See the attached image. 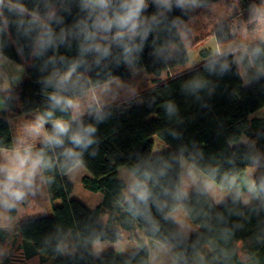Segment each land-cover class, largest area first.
Returning <instances> with one entry per match:
<instances>
[{
  "label": "trees",
  "instance_id": "trees-1",
  "mask_svg": "<svg viewBox=\"0 0 264 264\" xmlns=\"http://www.w3.org/2000/svg\"><path fill=\"white\" fill-rule=\"evenodd\" d=\"M217 1L199 0L201 7ZM80 5L81 0H4L0 26L5 19L28 24L34 18L40 23H48V18L54 17L62 23H52V29L58 37L63 35L66 39L56 51L37 57L33 54L32 40L23 34V29L18 30L10 24L6 31L0 32V56L25 69L24 78L16 89L11 90L13 94L4 97L7 110L15 109L12 99H17L18 113L26 114V119L33 121L48 108L50 89L42 81L52 66L46 68L45 63L50 57L66 60L77 57L83 39L77 23L85 17ZM16 6H23L25 11L19 14L8 11L12 7L18 12ZM144 15L148 17L147 24L152 31L131 68H142L145 73L159 77L165 71L188 63L189 56L179 34V25L190 20V13L183 15L176 9L172 13L157 15L155 6H150ZM246 19L250 20L251 16ZM213 36L219 44L233 39L226 26L218 28ZM112 52L101 68L84 73L93 83L102 85L114 79L129 78V67L121 62V50L113 47ZM210 55V51L200 52L203 58ZM88 59L91 61L92 57ZM232 59L230 55L228 60ZM256 63L257 66L264 64V58ZM205 64L157 84L139 95L137 102L132 99L105 107L107 115L100 123L92 116L83 117L86 123L96 125L97 143L83 154L81 165L88 175L80 182L86 190L101 193L100 204L88 209L71 198L73 187L67 178L68 171L56 167L44 173L51 177L50 182L45 181L49 198L60 200V204L52 207L51 216L29 217L21 222L18 234L21 256L10 253L7 257L9 264H26L32 259H36L35 264H150L147 248L123 257L114 252L94 255L92 245L95 242H119L124 231L136 227L144 231L147 239L174 247L180 264H264V195L260 196L259 203L247 207L239 199L233 200L235 191L243 190L246 169L264 171V117L250 118L264 107V77L244 86L238 65L233 64L229 72L217 75L207 72ZM59 67L64 70L63 65ZM195 76L206 79L209 84L192 94L182 86ZM169 103L177 109L173 116L165 110ZM6 117L5 112L0 117V149H11L16 140L12 123ZM55 117L68 119L59 111L55 112ZM51 128L52 125L46 123L45 129L51 131ZM154 136L165 143L167 151L153 155ZM243 136L247 143L240 145L238 142ZM66 146L71 147L67 143ZM36 147H41L40 143ZM61 151L56 149L55 153L49 154L62 160ZM256 156L260 157L258 165L252 160ZM180 157L217 187L232 190L233 196L220 207H215L203 189L192 192L181 206L189 222L198 229L177 240L173 236L180 231L178 226L163 216L176 202L161 192L163 188L174 191L181 186ZM137 164L153 169L167 166V174L161 178L160 186H153L156 200L150 203L151 217L159 224V231L155 233L144 217L133 216L123 204L125 184L118 178L117 170L125 167L130 171ZM232 178L235 182L229 185ZM261 179L264 176L256 182ZM157 205L163 208V212L157 211ZM103 212L107 213L106 221L100 219ZM69 234L75 252L62 256L57 247ZM6 238L5 231L0 229V244ZM200 252H204L203 259L198 256Z\"/></svg>",
  "mask_w": 264,
  "mask_h": 264
},
{
  "label": "clouds",
  "instance_id": "clouds-1",
  "mask_svg": "<svg viewBox=\"0 0 264 264\" xmlns=\"http://www.w3.org/2000/svg\"><path fill=\"white\" fill-rule=\"evenodd\" d=\"M3 6L4 0H0V16L4 14ZM150 6H155L157 15L172 13L176 9L187 15L200 7V2L151 0L150 5L149 0H81L80 7L85 17L77 23L79 35L83 38L77 57L71 60L50 57L46 61V68L48 65L52 66V70L42 81L43 85L50 89L47 96L48 108L38 114L32 122L23 125L11 149H0V219H7L5 213L16 210L30 196H36L41 183L51 181V177H46L44 173L56 167L71 172L83 163L84 152L97 143L96 125L86 123L83 117L87 114L97 123L102 122L107 115L104 109L109 96L115 98L111 82L99 85L93 83L84 73L101 68L102 62L113 55V47L121 50V62L124 65L130 69L134 66L136 56L143 51V42L147 41L152 31L147 24L148 17L144 15ZM16 8L18 12L12 7H9L8 11L15 14L25 11L23 6ZM251 22L258 29L264 30V6L252 7ZM52 23L60 24L62 20L49 17L48 23H40L34 18L26 24L24 21L10 22L5 19L0 26V32L6 31L10 24L18 30L23 29V34L30 36L32 40L33 54L42 57L66 43L63 35L58 37L52 29ZM230 55L233 57L231 61L228 60ZM88 57H92L91 61ZM261 58H264V36L252 44L242 41L227 49L217 47L204 68L210 74L224 75L231 70L233 64L239 66L246 60L248 66L255 69L252 78L259 80L264 77V64L257 66L256 63ZM59 65H63L64 70H61ZM208 84L206 79L195 76L182 87L185 91L196 94L207 88ZM165 110L169 116L177 112L172 103L167 104ZM57 111L67 115L68 119L55 117ZM49 122L52 125L51 131L44 127ZM36 141H39L41 147H36ZM66 143L71 147H67ZM56 149L62 150L59 153L62 160H56L49 154L55 153ZM252 160L258 165L260 157H253ZM166 174L167 166L153 169L142 167L140 164L134 165L128 173L123 192L126 211L133 216L144 217L154 233L159 231V224L151 217L150 203H155L156 200L153 186H160V180ZM188 175L195 179L191 170ZM234 182L235 178H232L229 185ZM247 190L260 198L264 195V179L259 183L248 182ZM161 195L176 202L171 211L163 213V216L165 220L171 219L178 226L180 231L174 234L173 238L180 240L189 227L186 220L178 215L182 211L181 202L187 193L183 187L177 186L174 191L163 188ZM240 197L241 192L236 190L233 200ZM157 211L163 212V208L157 205ZM64 250V246L58 245V252ZM173 264H180L179 257L173 259Z\"/></svg>",
  "mask_w": 264,
  "mask_h": 264
},
{
  "label": "rangeland",
  "instance_id": "rangeland-1",
  "mask_svg": "<svg viewBox=\"0 0 264 264\" xmlns=\"http://www.w3.org/2000/svg\"><path fill=\"white\" fill-rule=\"evenodd\" d=\"M149 3L151 5V0H149ZM253 6H264V0H219L205 7L200 6L194 11L188 12L191 15L190 20L179 25V34L181 40L185 44L189 56L188 63L165 71L159 77L145 73L142 68H129L128 72L130 75L128 79L123 80L118 78L110 81L112 90L115 93V98L113 99L109 96L106 107L110 105H120L132 99L137 102L136 99L139 95L152 89L157 84L192 71L210 61L212 53L217 47L227 49L230 46L241 43L242 41L250 44L258 42L260 37L264 36V30L258 29L254 23L251 22V19H246V17L251 16V9ZM223 26H226L232 33L233 39L229 42L219 44L215 41L213 35L218 28ZM201 51H210L211 55L207 58H203L200 56ZM247 65V61L245 60L244 64L238 66L244 86L249 85ZM24 71V66L0 56V117L3 116L7 109L4 97L9 95V93V97L13 94L11 90L16 89L18 84L24 78ZM12 100L14 101L13 107H16V103L19 105L17 99L16 103L15 99ZM9 119L12 122L16 138L20 135V129L23 125L32 122L31 120L29 121L27 119H22V117H18L16 112L11 114ZM152 140L153 155L167 151L168 147L157 136H154ZM35 143L37 145L39 141H36ZM180 161L182 184L186 193L191 189L194 191L203 189L205 192H212L207 187V184L212 182L202 172L192 166L185 158L180 157ZM189 170L194 173L195 179L188 175ZM117 173L118 178L124 182L126 188L129 171L125 167H119ZM85 175H88V172L82 165L67 173L68 181L73 187L71 198L80 202L86 208L93 209L100 204L102 195L100 192H91L83 188L80 181ZM224 193L227 194V192ZM59 204L60 200L52 201L49 198L45 182H43L40 184V189L36 196H30L24 203L19 205L16 210L5 213L4 216L7 217V219H0V227L4 229L7 238L0 246V253H2L0 258L9 255L10 253H15L17 256H21V251L16 248L19 241L18 234L21 222L29 217L51 216L53 213L52 207ZM178 215L186 220L188 226L191 225L183 208ZM107 218V213L103 212L100 215V219L103 221H106ZM185 232H187V229ZM129 235L131 241H134L131 244H128L129 239L127 237ZM60 245L64 246L65 249L63 252H60L62 256H69L75 252L73 238L70 234L64 238ZM168 247L169 245L155 243L145 238L139 230H135L130 233H125L123 238L116 243L107 241L95 242L92 249L96 257L108 252H114L116 256L123 257L135 253L140 248H147L150 254V264H168L166 261H169L173 257L172 253L169 252ZM2 249H4V251ZM35 260L36 259H32L31 261L26 262V264H35Z\"/></svg>",
  "mask_w": 264,
  "mask_h": 264
},
{
  "label": "crops",
  "instance_id": "crops-1",
  "mask_svg": "<svg viewBox=\"0 0 264 264\" xmlns=\"http://www.w3.org/2000/svg\"><path fill=\"white\" fill-rule=\"evenodd\" d=\"M247 72H248V81H249V84L255 82L256 80H254L252 77L254 75V72H255V69L252 68V67H249L247 65ZM241 74V73H240ZM243 80V79H242ZM10 92V91H9ZM15 103H16V99H15ZM12 104H14V101H12ZM20 110V106L18 105V103H16V107L14 110L12 109H6L5 110V113H6V118L8 120L9 119V116H11V114H13L14 112L17 113V116L18 117H22V119H26V114H22V113H18V111ZM261 117H264V107L261 108L260 110L256 111L255 113H253L250 118H261ZM17 119V118H16ZM11 122V120H10ZM12 123V122H11ZM22 129V128H21ZM20 129V130H21ZM247 143V138L246 137H242L240 139V141L238 142V144L240 145H245ZM180 173H181V187H183V184H182V170H181V161H180ZM245 176H246V179H245V183L243 185V190L241 191V197L239 198L240 202L245 206H250V205H253V204H256V203H259L261 201V198H257L256 196H254L253 194L249 193L248 190H247V183L250 182V181H257L258 179L262 178L264 176V171L262 169H256V168H248L246 169L245 171ZM207 187L212 191V192H206L207 195L210 197L212 203L214 204L215 207H220L225 201L229 200L232 196H233V193H232V190H225V189H221V188H218L216 187L215 185H213L212 183H208L207 184ZM223 190V191H222ZM194 192V190H189V192H187V196L186 198L192 193ZM224 192H227L224 193ZM185 198V199H186ZM247 201V202H245ZM191 224V223H190ZM0 229H3L0 227ZM179 229V228H178ZM197 226H194V225H189L188 229H187V232H185L183 235L185 236H188V235H191L192 233L196 232L197 231ZM4 230V229H3ZM135 230H139L143 236L145 237L144 235V231L142 229H140L139 227H136L134 230H130V231H124L122 233V238L123 236L125 235V233H130V232H133ZM121 238V239H122ZM129 240H128V244H131L133 243L134 241H131V238H130V235L127 237ZM146 238V237H145ZM5 242V241H4ZM3 242V243H4ZM1 243L0 246L3 244ZM93 246V245H92ZM21 247V241L19 239L18 243H17V250L20 249ZM169 252L172 253L173 257L169 260V261H166L168 264H171L173 263V259L174 258H177L178 257V252L177 250L170 246L169 245ZM4 251V249H2ZM9 254V253H8ZM202 254H204V252H200V254H198V256H202ZM8 255H5L3 256L2 258H0V264H9L8 262Z\"/></svg>",
  "mask_w": 264,
  "mask_h": 264
}]
</instances>
